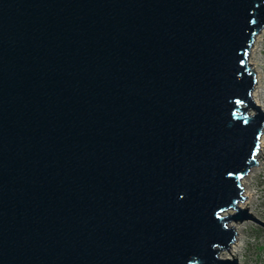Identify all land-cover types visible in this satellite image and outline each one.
<instances>
[{
	"label": "water",
	"instance_id": "obj_1",
	"mask_svg": "<svg viewBox=\"0 0 264 264\" xmlns=\"http://www.w3.org/2000/svg\"><path fill=\"white\" fill-rule=\"evenodd\" d=\"M263 28L264 0H0V264H241Z\"/></svg>",
	"mask_w": 264,
	"mask_h": 264
},
{
	"label": "rangeland",
	"instance_id": "obj_2",
	"mask_svg": "<svg viewBox=\"0 0 264 264\" xmlns=\"http://www.w3.org/2000/svg\"><path fill=\"white\" fill-rule=\"evenodd\" d=\"M255 36L261 39L259 43L260 51L256 54V59L264 62V28ZM248 56V54H247ZM261 63L264 68V63ZM264 78V73H263ZM250 112H254L250 110ZM247 190L253 192L250 210L256 218L264 221V163L262 165H254L251 174L247 179ZM240 208H246L240 205ZM237 209H229L227 212H236ZM241 229L237 235L235 243L237 244L236 257L241 264H264V226L257 224L251 219L237 220ZM220 254V253H219ZM221 257L232 258L227 249L221 251Z\"/></svg>",
	"mask_w": 264,
	"mask_h": 264
},
{
	"label": "bare ground",
	"instance_id": "obj_3",
	"mask_svg": "<svg viewBox=\"0 0 264 264\" xmlns=\"http://www.w3.org/2000/svg\"><path fill=\"white\" fill-rule=\"evenodd\" d=\"M260 41H261V39L257 38V36L254 37V39L251 43V46H250V51L248 52L247 64H248L249 70L254 72V77H255V82H254L253 88L250 91V97L256 105H259V107L262 110H264V78H263L264 68L261 65V63L263 61L261 62L260 59H256V54L261 49L259 47ZM254 158L257 162L254 165H256V164L262 165L264 163V128H263V130L259 136L258 146H257V149L254 153ZM252 167L240 179V184L242 185V188H243L242 194H243V196H246V197H244L242 200H240L239 203H240V205H244L245 207H248V209L251 206L250 202L254 198L253 192L247 190V179H248L249 175L251 174ZM228 225L233 227V229L236 232V235H235L234 240L230 243L227 252L230 255L232 254V257H234L238 260V258L236 257L237 244L235 243V240H236L237 235L241 229V226L237 222H234V221H230ZM219 255H221V252Z\"/></svg>",
	"mask_w": 264,
	"mask_h": 264
}]
</instances>
